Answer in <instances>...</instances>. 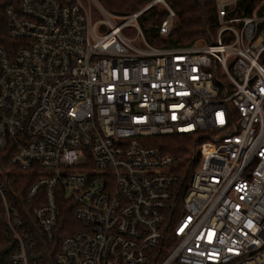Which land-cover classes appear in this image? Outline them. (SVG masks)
<instances>
[{
    "label": "built area",
    "instance_id": "2783aa9c",
    "mask_svg": "<svg viewBox=\"0 0 264 264\" xmlns=\"http://www.w3.org/2000/svg\"><path fill=\"white\" fill-rule=\"evenodd\" d=\"M240 2L214 0L212 42L158 47L139 17L164 5L168 35L166 0L122 17L97 0H13L0 46L13 264H264V14ZM11 170L36 178L27 198L49 242L59 196L73 204L80 228L51 261L7 201Z\"/></svg>",
    "mask_w": 264,
    "mask_h": 264
},
{
    "label": "trees",
    "instance_id": "16d2710c",
    "mask_svg": "<svg viewBox=\"0 0 264 264\" xmlns=\"http://www.w3.org/2000/svg\"><path fill=\"white\" fill-rule=\"evenodd\" d=\"M108 12L115 16H127L140 11L154 0H97ZM263 0H241L240 14L251 16L263 15L264 5L258 8ZM175 11L176 17L170 33L162 36L159 33V25L167 17L168 11L162 4H156L146 10L140 17L139 23L147 40L158 47H183L193 45L199 41L212 42L219 31L217 11L214 0H166ZM13 0H0V46L7 45L9 40L6 28L5 11ZM264 25V22H263ZM169 151L174 153L186 152L181 146L178 137L167 139ZM13 154L12 148H0V171L14 169L10 159ZM36 178L31 174L13 173L3 175L2 181L7 188V201L14 206L25 220L27 227L36 237L38 245L44 250H51L48 260H53L59 251L63 238L73 233L80 225L73 218V204L63 194L59 196L60 219L56 238L49 242L41 233L39 226L33 217L34 202H29L27 193ZM44 201L43 192L39 200ZM16 239L10 230L4 203L0 197V264H13L12 255L16 250Z\"/></svg>",
    "mask_w": 264,
    "mask_h": 264
},
{
    "label": "rangeland",
    "instance_id": "374dc122",
    "mask_svg": "<svg viewBox=\"0 0 264 264\" xmlns=\"http://www.w3.org/2000/svg\"><path fill=\"white\" fill-rule=\"evenodd\" d=\"M264 5V0L258 5V7H257V9L258 8H261V6H263ZM164 6V5H163ZM147 7V6H146ZM146 7H144V8H146ZM165 7V6H164ZM144 8H142V9H144ZM141 9V10H142ZM12 171V170H11ZM12 172H14V173H16L15 171H12Z\"/></svg>",
    "mask_w": 264,
    "mask_h": 264
}]
</instances>
